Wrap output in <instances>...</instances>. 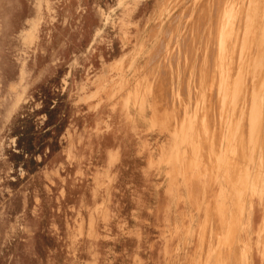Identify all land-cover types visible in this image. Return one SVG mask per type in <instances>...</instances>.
I'll return each mask as SVG.
<instances>
[{
    "label": "rangeland",
    "instance_id": "1",
    "mask_svg": "<svg viewBox=\"0 0 264 264\" xmlns=\"http://www.w3.org/2000/svg\"><path fill=\"white\" fill-rule=\"evenodd\" d=\"M241 1L0 0V264H264V0L215 43Z\"/></svg>",
    "mask_w": 264,
    "mask_h": 264
},
{
    "label": "bare ground",
    "instance_id": "2",
    "mask_svg": "<svg viewBox=\"0 0 264 264\" xmlns=\"http://www.w3.org/2000/svg\"><path fill=\"white\" fill-rule=\"evenodd\" d=\"M231 1V0H230ZM234 1V0H233ZM247 1H251V0H247ZM243 1H241V3H228L227 5H226V9H225V18L223 19V24H222V29H221V32H220V29H219V23H218V26H217V31H219V32H217L216 30H215V33L217 32L218 34H216L218 37H217V41H216V37L215 36H213V37H215L214 39H215V43L217 44V46H218V48H219V41H220V37L222 38V39H224V37L226 38V37H228L229 36V33L232 31V29H233V24H229V21H230V19L231 20H233V18L235 17V15H238V11L239 10H235V9H233V7L234 6H237L238 7V5H239V7H243ZM244 4H245V2H244ZM251 5H252V3H251ZM249 12V11H248ZM251 12V11H250ZM255 14H256V12H255ZM250 15H252V14H250ZM238 18V17H237ZM250 20V19H249ZM159 25V24H158ZM252 26V25H251ZM160 27H161V25H160ZM246 27V26H245ZM178 29V28H177ZM30 30V29H29ZM235 30V29H234ZM233 30V31H234ZM245 30V29H244ZM250 30V29H249ZM29 32H31V31H29ZM27 33V32H26ZM33 33V32H32ZM215 33H214V35H215ZM245 34H246V32H244ZM249 33V32H248ZM29 33H27V35H28ZM224 34H226V35H224ZM26 35V36H27ZM27 37H29V36H27ZM155 37V36H154ZM33 39V38H32ZM202 39V38H201ZM213 39V40H214ZM26 40H28L27 38H26ZM248 40V39H247ZM251 40V39H250ZM154 41V40H153ZM214 43V42H213ZM245 44H246V42H245ZM145 45L146 44H143L142 42H140L139 40L136 42V45H135V52H133V55H132V60H133V58H137V57H139L142 53H143V51H144V49L145 48H147V47H145ZM137 46V47H136ZM216 46V45H215ZM246 46V45H245ZM216 49V48H215ZM253 49V48H252ZM215 51V50H214ZM222 54V57H223V55H224V49H223V51L221 52ZM241 55V54H240ZM213 56V55H212ZM214 57V56H213ZM126 59V58H125ZM213 59H215V58H213ZM255 59V58H254ZM258 59V58H257ZM122 60V59H121ZM124 61V60H123ZM126 61V60H125ZM211 61V60H210ZM213 61V60H212ZM238 61V60H237ZM119 62V61H118ZM124 63V62H123ZM212 63V62H211ZM220 63H223L224 64V58H222V59H220V55L218 56V66H217V70H218V74H219V82L221 81L220 80V78H221V76H220ZM213 64V63H212ZM129 65H131V64H129ZM211 66V65H210ZM250 66V65H249ZM123 67H124V65H123ZM130 67V66H129ZM128 67V68H129ZM213 67H214V65H213ZM212 67V68H213ZM133 68V67H132ZM211 68V70H213ZM224 66L221 68L222 69V76H223V73H224ZM125 70V69H124ZM127 70V69H126ZM210 70V71H211ZM251 70V69H250ZM115 72V71H114ZM212 72V71H211ZM214 72V71H213ZM119 73V72H118ZM122 73V72H121ZM125 73V72H124ZM215 73V72H214ZM116 74V73H115ZM212 74V73H211ZM243 74V73H242ZM248 74V73H247ZM214 75V74H213ZM227 76V75H226ZM117 77V76H116ZM119 77V76H118ZM121 77H122V75H121ZM209 77H210V75H209ZM112 78V77H111ZM216 78V77H215ZM119 79V78H118ZM209 79H213V78H209ZM117 80V79H116ZM124 81V80H123ZM121 82V81H120ZM211 82H213V80H211ZM216 82V81H215ZM215 82H214V85H216L215 84ZM223 82V81H222ZM221 82V83H222ZM109 83V82H108ZM115 84L116 83H114V86H115ZM125 84H126V82H125ZM258 84V83H257ZM130 85V84H129ZM140 85H142V84H138L137 83V86L135 85V87L132 89V90H127L126 92H125V95H124V98H123V101H122V106H123V108L126 110V111H128L129 110V107L130 106H133V107H135V109H136V111H138V112H142L143 111V109H144V107H145V103H146V96L148 95V93L150 92V85L149 84H145V90H142V91H139V86ZM106 87V86H105ZM117 87V86H116ZM122 87V86H121ZM130 87V86H129ZM115 88V87H114ZM11 90H13V89H11ZM125 90H126V87H125ZM106 91V90H105ZM123 91V90H122ZM121 92V91H120ZM170 92V91H169ZM210 92H212L211 90H210ZM226 92V91H225ZM225 92L223 93V94H225ZM116 93V92H115ZM114 93V94H115ZM119 93V92H118ZM214 93V92H213ZM208 94V93H207ZM210 94V93H209ZM118 95V94H117ZM213 95V94H212ZM118 97V96H117ZM209 98H210V96H209ZM213 98V97H212ZM212 101V100H211ZM118 102H119V100H118ZM117 102V103H118ZM263 106V105H262ZM187 109V108H186ZM211 110V109H210ZM261 110H263L262 108H261ZM127 116L128 117H130L129 116V114H127ZM147 129V128H146ZM171 132V143H170V145H169V147L168 148H160L159 149V157L157 158V160H156V162L157 163H162V162H164V163H167L168 165H172V164H174V160H176L180 155H179V152L177 151H174L175 149H174V142H176L177 141V139H176V137L174 138V129L172 130V131H170ZM183 142V141H182ZM220 156V155H219ZM163 166H165L164 164H163ZM170 171H168V173H169ZM249 201V200H248ZM222 202V201H221Z\"/></svg>",
    "mask_w": 264,
    "mask_h": 264
},
{
    "label": "crops",
    "instance_id": "3",
    "mask_svg": "<svg viewBox=\"0 0 264 264\" xmlns=\"http://www.w3.org/2000/svg\"><path fill=\"white\" fill-rule=\"evenodd\" d=\"M244 2H245V4H244ZM251 3H252V5H251ZM243 5H244V8L245 9L241 10V12L243 11V13H245L244 20H245V26L246 27L244 26L243 29H245L244 32H246V34L244 33V35H243V42L241 41V43H242V46H245L246 45L245 47H248V49H249V47L252 46V41H253V40H250L251 35L256 31V29H255V27L253 25V20H255L256 16L259 14V12H257V10L254 8L255 5H256L255 2H254V0H251V1L245 0V1H243ZM255 12H256V14H255ZM250 14H252V15H250ZM235 17H236V15H235ZM231 21L232 20L230 19L229 24H233V23H231ZM222 24H223V18L221 17L220 23H219V25H220L219 26L220 32H221V29H222ZM29 31H31V32H29ZM26 32L29 33V34L27 35ZM26 35L29 36V37H27ZM32 35H33L32 30L25 31V33H24V39H26V38L27 39H30L32 37ZM224 35H226V34H224ZM229 36H230V33H229ZM229 36L226 37V38L224 37V39H222L220 37L219 48H221L220 49L221 51H223V49L225 50L226 42H227V39L229 38ZM258 37L260 38V40L258 38L257 43L258 44H261V41H263V39H264L263 32L260 33V35L258 34ZM245 42H246V44H245ZM240 61H242V63H240V65H238V67L236 68V70L242 71L243 74H247L248 73V74H252V75H255V76L259 73V69L261 67V61H262V58L261 57H256V56L255 57H249V58H245V59H240ZM224 67H225L224 68V73H223V76H221V78H220L221 79L220 83L222 81L226 80V78H227L226 72H225L226 71V66H224ZM223 86H224V84H223ZM102 87L103 86H101V88ZM263 87H264V83L263 82H259V84H257V87H255V89L252 90L253 102L251 104V110L253 112V115H258L259 116L260 112L262 111L261 108L264 110V103L262 102V99L260 97V93L262 92V88ZM226 90H227V88H224L223 87V91L225 92ZM253 118H256V117L251 116V119H253ZM255 120H258L257 121V125L250 128L251 129V133L253 131H255L256 129H258V127H260L261 122H262L261 120H259L257 118ZM229 122H230V120L227 123H229ZM229 126H233V125H231V123H230ZM179 155L181 157L182 154L179 152ZM220 197L221 196L218 193V198H220ZM221 199L222 198H220V200L218 202H216L218 205H221L222 204V202H221L222 200ZM249 213L252 215V212L251 211Z\"/></svg>",
    "mask_w": 264,
    "mask_h": 264
}]
</instances>
